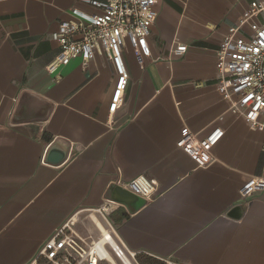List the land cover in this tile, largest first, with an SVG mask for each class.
<instances>
[{
	"label": "crops",
	"instance_id": "1",
	"mask_svg": "<svg viewBox=\"0 0 264 264\" xmlns=\"http://www.w3.org/2000/svg\"><path fill=\"white\" fill-rule=\"evenodd\" d=\"M253 1L264 0H157L151 55L141 68L125 46L119 93L114 65L98 54L85 69L73 59L45 71L58 53L50 34L73 0H0V264H28L74 214L79 233L96 234L88 211L138 177L155 182L150 200L132 214L115 202L108 217L130 251L264 264V190L239 195L264 177V133L227 110L216 80L219 42ZM178 44L181 57L170 51ZM216 127L212 161L197 167L177 142ZM54 141L68 147L56 165L44 162Z\"/></svg>",
	"mask_w": 264,
	"mask_h": 264
},
{
	"label": "built area",
	"instance_id": "2",
	"mask_svg": "<svg viewBox=\"0 0 264 264\" xmlns=\"http://www.w3.org/2000/svg\"><path fill=\"white\" fill-rule=\"evenodd\" d=\"M184 6L185 0H179ZM157 0H73L67 11L69 18L57 22L50 39L58 53L45 67L53 75L73 59H80L85 69L98 54L114 65L118 76L117 90L122 93L129 73L124 60V48L129 45L143 68V58L151 55L148 43L151 26L157 18ZM186 45L170 47L171 54L181 57ZM216 80L227 110L242 118L251 129L264 133V1L250 3L245 15L221 38L216 51ZM112 107H118L113 99ZM223 130L214 128L204 139L194 141L189 133H182L177 146L195 162L205 167L211 161L210 151L222 137ZM154 181L138 177L123 185L133 194L150 200ZM264 190V177H249L239 190L243 198ZM117 204L105 200L88 211L94 216L96 234L83 235L76 229L77 214L69 217L44 241L37 255L28 264H139V253L130 251L119 238L108 217ZM160 264H190L179 260L153 257Z\"/></svg>",
	"mask_w": 264,
	"mask_h": 264
},
{
	"label": "water",
	"instance_id": "3",
	"mask_svg": "<svg viewBox=\"0 0 264 264\" xmlns=\"http://www.w3.org/2000/svg\"><path fill=\"white\" fill-rule=\"evenodd\" d=\"M67 152L68 147L63 149L59 147L57 141H54L46 152L44 162L53 165L59 164L66 158ZM105 197L107 200L116 202L125 207L127 212L130 214L136 212L146 203L145 199L133 194L127 189L120 187L119 185H112L107 191Z\"/></svg>",
	"mask_w": 264,
	"mask_h": 264
},
{
	"label": "rangeland",
	"instance_id": "4",
	"mask_svg": "<svg viewBox=\"0 0 264 264\" xmlns=\"http://www.w3.org/2000/svg\"><path fill=\"white\" fill-rule=\"evenodd\" d=\"M136 260L139 264H160L158 260L154 259L151 256L145 255V254H139L136 257Z\"/></svg>",
	"mask_w": 264,
	"mask_h": 264
},
{
	"label": "bare ground",
	"instance_id": "5",
	"mask_svg": "<svg viewBox=\"0 0 264 264\" xmlns=\"http://www.w3.org/2000/svg\"><path fill=\"white\" fill-rule=\"evenodd\" d=\"M124 263H125V264H132L128 259H125V260H124ZM113 264H117V263H116L115 261H113Z\"/></svg>",
	"mask_w": 264,
	"mask_h": 264
}]
</instances>
